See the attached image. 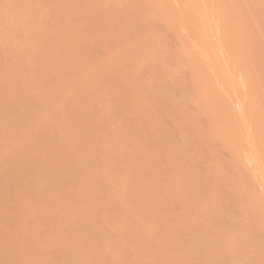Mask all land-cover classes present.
Here are the masks:
<instances>
[{"label":"bare ground","instance_id":"obj_1","mask_svg":"<svg viewBox=\"0 0 264 264\" xmlns=\"http://www.w3.org/2000/svg\"><path fill=\"white\" fill-rule=\"evenodd\" d=\"M116 1L118 2V0H115V2L114 0H0V17L3 19V21L1 19V22H3V24H0V123L1 125L3 123L2 126L0 125V178L2 177L1 179L3 180V178L6 179V177L8 176V181H5V179L2 181L0 179V264H135L138 260L139 261L136 264H222V259L224 258H230V260L226 259L228 263L230 261V264H251V260H254V256H256L257 258L260 256L259 258L262 260V262L257 260L255 261H257L258 264H264V235L263 237L261 235L264 234V232L261 233L260 226L262 224L259 222V219L261 218L260 220H262L263 229L264 196H261V194L263 195V193L261 192H263L264 190V173L261 177L259 175L264 172V168H262V171L258 169L260 168V166L264 167V152H261L264 151V118H262L264 116V113L262 115V112H264V71H262V69L264 70V56H262L264 55V36L262 35V33L264 31L259 32V30L261 29L259 28L261 26L260 24L264 22V19L262 18V16L264 15V0H216L219 4L215 2V0H212L214 2H212L211 0H207V2H204V0H171V2L170 0H156L157 2L155 0H148V2L144 0L145 2H143V0H141V2L143 3H140V6L138 5V7L137 3L139 4V0L137 2L136 0H123L122 2H120V0V3H117ZM149 1L153 4H151ZM153 1H155V3ZM208 2H212L210 4L214 5L212 6L210 4H206ZM170 3L172 6H175L174 3H176L175 9L177 11L171 8ZM179 4L181 6H179ZM201 4L209 8V10L211 8L212 12H209L207 8L206 10L205 7H202L203 5ZM217 4L219 7H217V9L219 10L218 13L216 9ZM213 8H215L214 10H216L215 13L213 11ZM227 10L231 14H229ZM193 11H195L196 14ZM182 12L185 13L182 14ZM185 14H187V16ZM178 15L181 16L179 17ZM207 16H209V19L207 18ZM181 17L183 18V20L181 19ZM186 19L188 20L189 24L188 22L186 23L184 21ZM160 20H162V23L160 22ZM215 20H217V32L219 31L217 35L220 39L218 38V36H216L215 30L213 28L215 27L213 24L215 23ZM157 21L158 24L156 23ZM206 21L212 23L208 24L211 25L212 29L214 30L215 36H213L211 28L204 27L205 25L207 26V24H205L207 23ZM258 22L260 23L258 24ZM177 23L180 25H178ZM176 24L179 30H177ZM191 24H193V27L189 26ZM158 25H160V28L164 26H170L169 30H173L174 34H176L177 32L178 34L176 35H179L180 37L182 36L181 39L184 41L187 47H185L183 41L178 40L180 39L179 36L172 35L173 32L172 34L171 32H167L168 28L167 31L165 27L163 31H161V29L158 30ZM161 25L163 26L161 27ZM180 26L181 28H179ZM222 26H224V28ZM262 26L264 27V25ZM154 27L158 31L157 34L154 30ZM184 27L186 28L184 29ZM263 27L262 29H264ZM110 28L114 29L112 30V33L110 32ZM136 28L139 31H135ZM192 28L193 31L191 30ZM203 28H206V31H204V33L206 32V34L202 32L204 30ZM198 29L203 30L199 31ZM207 29L209 30L207 31ZM133 31L138 33L136 34ZM208 32H210L212 36ZM154 33L156 35H154ZM159 33L166 34H164V36L160 35L163 36L162 38L159 36ZM183 33L184 35H182ZM138 34L140 37L137 36ZM168 34H171L172 37L174 36V40L178 37L177 41H179V43H177L176 41V45L174 46L177 47V45L179 46V44H183L181 47L184 46V48L181 49L185 51L179 52H181L182 54L184 52L183 56L185 55V57H182V55L180 57L181 53L179 54L178 50L177 52L179 56L178 54H176L177 52L175 53L173 50H171L173 49L172 47H174L172 46L174 43L171 45L169 44L170 42L167 43V38H164L165 35ZM203 34L205 36L207 35L210 40L211 38L214 39V37H217L219 42L221 41V45L215 44L216 42L214 40V43L213 39L210 41ZM257 34H261L262 36L259 35L260 37H258L256 41V39L254 38L258 36ZM134 35L137 37H135ZM157 35L160 40L157 38ZM138 37L140 38V40ZM151 37L152 39L157 38L156 40H154L156 44L153 43L154 41H151L152 39L150 40ZM190 37H192V39ZM201 37H203L204 39ZM135 38H138V45L135 42ZM223 38H225L224 42L222 41ZM260 38L263 40H259V42H262L261 44H259L258 42V39ZM161 39L164 43L166 42L167 44H163ZM164 39L166 41H164ZM202 39L209 40V42H204L202 41ZM199 40L204 44L206 43L205 47L202 48V42H200ZM157 41L162 42V46L165 45L164 47L168 49V45L172 46L168 51L161 46L164 49L161 52H164L165 50V52L170 51L169 54L173 53L172 55L174 58H172L174 60H176L175 57H179V62L181 58L184 61H189V65L186 66L185 64V66L187 67L186 69L192 66L191 68H189V72L183 69L184 72L186 71L188 79L186 78V74L183 73L180 75L179 72L181 68H184V65H181L182 63H185L184 61H181V64L175 61L176 64L179 63V65L182 66L181 68L179 67V69L176 65L177 68L173 69V71L177 70V72L179 73L178 75L177 73H173V71H171L173 65L169 66L168 69L171 68L170 70H167L168 66H164V64L166 63V60L170 61V58L164 59L163 56H166L165 53L162 56L158 55L162 54L157 51L162 49L161 47L159 48L155 46L157 48L155 49L154 46H151L153 44L158 45ZM254 41L256 44L254 43ZM150 42H152V44ZM194 42H197L199 44H194ZM207 42L213 43L209 45L207 44ZM227 42H229V45ZM253 43L254 47L256 46L255 49L252 48ZM212 44H214V47L217 46L216 50L214 49V47L212 48ZM257 44H259L260 47ZM98 46L101 47V49L97 48ZM208 46L211 47L207 48ZM218 46H220L221 48ZM229 46H232L230 47L231 51L229 50ZM176 47H174V49H179L178 47ZM257 47L259 49H257ZM95 48L101 51H98ZM199 48H202L201 51L203 50V52L204 50H210L212 48L215 50V54L213 51V54H209L211 53V51L207 53L209 50L203 53ZM232 48H234L235 50H233ZM260 48L263 49V51ZM93 49L100 53L98 54V56H100L101 53H104L101 58L105 56L103 58L105 61H103V59L99 57L96 58L99 60L98 62V60L90 57L92 55L89 54L93 53L91 52L93 51ZM102 49L104 52L102 51ZM193 49L196 50L194 51ZM220 49L221 52H219ZM223 49H225L226 51L222 52L224 51ZM250 49H252L253 51L251 50V52ZM216 51H218V53ZM234 51L237 53H234ZM256 51H260L259 54ZM156 52L159 53L157 54ZM195 53L198 54L196 55ZM219 53L224 55L222 57V60L226 62L225 64L220 58L219 59L221 61L219 63ZM128 54L133 55L135 59L133 56H130L129 58ZM169 54L167 53L168 57H170ZM221 54L219 56H222ZM126 55H128V58L126 57ZM203 55L205 57L207 56V59H209L210 61L207 60ZM212 55H217L214 57V59L218 60L215 61L213 58H211L213 57ZM208 56L210 58H208ZM229 56L232 59L229 58ZM236 56L238 57V59ZM92 58L97 61V63H95L94 60H91V62L90 59ZM203 58H205V61L203 60ZM161 59L162 61L165 60V63L164 61L163 63H161ZM173 59H171L172 64L174 61ZM231 60H235L236 62L232 63ZM133 61H135L136 63H133ZM198 62H200V66L198 65ZM205 62L206 65H202ZM208 62H210V64L214 63L215 66L213 64H211L212 67L209 66ZM216 62L218 63L215 64ZM221 62L223 64H221ZM168 63L171 65L170 62H167L166 64ZM159 64H161V67H158L157 69H159L161 73L156 70V65L159 66ZM223 65H228V67H225ZM238 66H240V68ZM261 66L262 68H260ZM210 67L213 70H211ZM213 67L216 68L214 69ZM219 67L224 73L221 72ZM208 68L210 71L208 70ZM238 68L239 71H246L244 72L245 74L241 75V73L243 74V72H239ZM191 69H193V72L191 71ZM141 70H143L142 74ZM227 70L233 72H231V74H234L236 76V78L235 76L233 77L236 79L238 84L240 83L243 90H240V88L236 86V83L234 81L235 79L230 80L234 81L230 84L228 79H231V76L227 78L230 74H227L228 76H224L227 73ZM144 71L146 72L145 75ZM254 71L255 73L253 75ZM138 72H140V77L138 76ZM147 73L148 77L146 75ZM192 73L195 74L193 75ZM205 73L207 76L210 73L214 76L212 77V75L210 74L211 76L209 75L207 77L205 76ZM246 73H248V75H246ZM175 74L178 77H184L185 75L184 79L182 77V79L185 80L184 83L182 79V82H179L183 83L186 86L189 85V83L185 84V82H187V80L189 82V80L191 81L192 79V86L189 85L191 87L187 86V88L185 89L193 92V95L196 92V97L192 94L190 96V93H188L190 97L187 95V93L183 94L185 89L182 88V90L179 87L180 83H178L177 85L176 81H178L179 78ZM239 74L242 77L248 76L249 79H246L244 77L242 78L238 76ZM141 75H144L146 78L142 77ZM218 75L221 76L219 77ZM173 76H176L178 79L176 80ZM188 76H193V78L190 79ZM206 77L207 80L212 83L209 84L207 80L205 82ZM209 77L211 78L209 79ZM214 77L215 80H213ZM222 77H225V79ZM238 79L242 81L244 79L246 80H244L245 82H242L240 80L238 81ZM202 81L205 82L206 85ZM215 81L216 86H214ZM167 83H171L172 86H177L170 87V84L166 85ZM243 83L246 85H244ZM232 84L238 89L232 87ZM184 85H181V87H184ZM207 85H210V87ZM226 85L228 87L230 85V87H232V90ZM247 86H249L248 88L251 87L252 91H250L251 89L249 90ZM192 87L194 88V91H191ZM217 87H224L227 90L224 88L220 90V88ZM173 88L178 89L174 90ZM209 88L210 91L208 90ZM166 89H171L174 92H177L180 89L181 91H183V93L179 91L182 93H179V95L181 94L180 97L186 95L184 98L178 97L179 99H182V103L176 101V103H180V105L176 104L178 107L176 105L175 107L174 105L168 107L170 106L169 101L171 104H175V102L173 101H175L177 97L176 95H172L174 92L171 90H169V93H173H171V95L168 94V90ZM233 89L236 91H240L239 93H237ZM219 90L224 91V94ZM253 90L255 92L260 90V92L255 93L253 92ZM245 91L248 93H246ZM243 92H245L246 96L245 99H243L242 97V101V99L240 98L241 96H243ZM102 93H104L106 97L108 95L106 93H110L109 95L113 94V98L116 96V99L114 98V100H116V104L113 103L114 100L112 99V97L111 100L107 97L105 99H108L111 101V103H113V105L111 104L112 107H108V103L110 106V102L104 99L105 95L102 96ZM226 93L227 95H225ZM260 93L262 94V96L260 95ZM255 94L256 97H254ZM223 95L224 97H221ZM247 95L250 96V98ZM99 96L102 97V100L104 99L107 102L106 103L103 101L101 103L102 107L100 104L101 109L103 108V103L106 105L103 108L104 110H106L105 112L103 109H98L100 107L96 106V104L99 106L98 103L102 101ZM171 96L173 97V99ZM186 97L187 99L189 98L190 101H188ZM191 97L196 98L197 100L199 98L198 101L202 103L200 107L203 109L206 106V108H204L203 110L208 115L205 116V114H201L204 112H202V109H200L199 107L197 110L200 109L201 113H199L196 108L195 111H197L199 115H203L206 118L205 120L211 118V120H208L211 124L206 122L208 123V127L206 128L205 133H201L200 135L199 133L202 131V129L205 128H202L204 126L203 124V126L200 128V124L198 122L199 119L196 120L197 118H199V115L195 114L196 112H194L193 116L195 117V119L193 120L192 118L194 117H191L189 113L190 111H188L189 109H185V103L194 100L193 98L191 99ZM251 97L254 101L251 100ZM183 99L185 100V102L183 101ZM238 101H240L241 103L243 102L240 107V102L238 104ZM197 102L195 103L194 101L191 103H195V107V105L199 104V102ZM230 102H232L233 104ZM253 102L255 104L258 103L255 109ZM191 103H189L188 105H190ZM228 103L229 105H227ZM181 104L184 105L181 106ZM222 105H224V109L222 107H218ZM226 105L227 107H225ZM260 106L263 109L259 108ZM106 107H108V109ZM172 107H177V109L175 110H177L176 114H178V116H176L178 118L180 116V119L176 118V116L174 117L176 111L173 110L174 108ZM182 107L184 108L182 109ZM93 108L97 109V112H100V114H98L96 110L93 112ZM178 108L181 110H179ZM241 109H243L244 111H242ZM168 110H170L171 113L173 111L175 112L169 114ZM240 110L243 113L241 115H244L243 117L241 115L238 116L239 113H241ZM185 111H187V114ZM257 111H259V115H257ZM10 112L14 114L12 115ZM32 112H34L36 116L37 112L38 114L40 113L41 119L37 118V120H35V116H33L34 118H32ZM92 112L93 114L91 115ZM95 112L97 114H94ZM236 113H238V115ZM4 114L6 115L5 118L3 117L5 116ZM168 114L170 115V117L173 115L174 118L168 117ZM93 115H96V121L94 120L93 122L92 120L89 125L88 121H90L89 119H93L90 117ZM252 115L257 118L255 119ZM114 116H116V119H114L117 120L118 124L116 123L117 126L114 127L115 123H112L111 127H109V123L111 124V122H113L112 117ZM163 116H165L164 119L169 118L168 120L170 122L167 119L166 120L168 121V123L166 120L161 119V117ZM258 116L260 118H258ZM108 117H111L112 119H109ZM236 117H238V119ZM172 118L176 121H174ZM242 118H244V121H242ZM108 120H110V122ZM161 120L164 121L162 122ZM28 121H32L30 127H27ZM106 121L107 123H105ZM195 121L198 122L197 128L200 129L195 130ZM222 121H224V123ZM227 121H230V123L228 124ZM234 121H236V123ZM55 122L57 124L59 123V126H56ZM96 122L100 127L95 128L94 125L92 126V123L94 124ZM165 122L168 125L173 124V126L174 122L176 123V131H174L175 134H177V131L183 132V134L180 133L182 135H179L180 137L182 136L180 138V142L183 145L187 146L189 144L191 145L192 149L193 147H195V145H198L196 148H194L198 151H195L194 149L193 150L194 152H197V154L199 153V156H197V154H194L193 150L190 149L189 146H187L189 148L186 147L187 149L192 150V153L190 152V150H187L186 154L187 156H189V159H192L190 158L192 154H194L195 157L197 156V158H195L197 159L195 162L197 165L189 159L187 160V156L185 153V156H183L186 160L182 159L183 157L181 152H183V149L186 148H184L181 143H179L180 146H178L177 143L179 141L177 140V138H174L177 136L175 134L173 136V132H170L173 131L172 129L174 127L169 128L171 129L169 131L168 129H166L168 128L166 127L167 125H162L163 123L165 124ZM104 123L109 126H103V128L105 129L101 130ZM225 123H227L226 125H228L230 129L228 126L224 125ZM256 123H258L259 125ZM52 125H54V127L56 126L55 128H58L57 130L60 129L62 131L59 134L62 137L64 136L63 138H60V135L58 134L57 136L59 137V139H57L58 137H55L56 133L53 135V132L56 131V129L53 131L50 130V133L48 134L47 132L49 131H43L45 132L44 135L46 136L41 134L43 132H39L40 134L37 132V130L39 131V129L42 131V128L43 130H49L51 127H53ZM236 125L238 129L236 128ZM244 125L247 126L244 127ZM248 125L250 129H248ZM257 126L259 127L256 129ZM30 128H33V130L35 131L31 130V132L30 130H28ZM245 128L248 129V134L246 133L247 135L245 134ZM258 129L259 131H262L257 132ZM198 130L201 131L196 133V131ZM250 130L251 132H249ZM256 132L258 134H256ZM34 133H36V135L39 134L42 136L38 135V137H36ZM147 133H150V139L148 138L149 142L144 138V136L148 137L146 135ZM249 134L251 135L252 140L255 139L254 141H248L249 139H251ZM196 135H198V139L195 138ZM252 135L254 137H252ZM256 135H258V138ZM151 137H153V139ZM171 138L173 139V141L177 140V142L173 143ZM239 138L241 139V141H239ZM190 139H194L195 144L194 142H192L193 140L190 141ZM257 142L259 145H257ZM173 144L177 145L178 148L182 145V149L180 148L182 151L179 149L180 152H178L176 146ZM220 144L224 145H221L222 147L226 146L222 149H228L230 151H227L229 152V154H232L231 151H235L231 156H229L231 157L230 159L232 161H229L232 163H230L231 166L229 164L226 165L227 169L228 166H230L229 169L232 167L229 173H224V171L228 172L226 166L222 164L224 160L221 163L218 162L220 161V157L217 156L220 155L215 154V156L217 155L216 157L212 156L215 153L214 150H216V147ZM261 144L262 146L260 147ZM252 145H254L255 147H253ZM221 146L219 149L217 147V149L219 150L218 152L221 151ZM242 146H244V148ZM246 146H248V148ZM238 147H241L240 149L243 150H240ZM174 148H176L175 150L177 152H175ZM250 148L252 150L256 149L257 154L253 155V153L256 151H252ZM156 150L158 151L160 157L163 155H160L161 151L162 153H164V155L162 156L163 158L165 156L164 160L161 159L162 157L158 160ZM244 150L247 152H245ZM188 151L190 152L189 155ZM73 152L75 155H77V157L72 159V157H74ZM240 152H244L243 155ZM175 153L181 154L177 156V154L175 155ZM194 156L191 157L194 158ZM201 156H204L205 159L210 158V160L212 157V161L210 162H213L214 166H212V163L211 165L209 164L210 166H212L211 169L213 167L214 169H216V167L218 166L221 167L222 164L220 171H215L213 169L216 172L214 173L217 175L215 178V174H213L212 172V175L214 177L212 176L211 179L215 178L212 181L205 179L206 176H210L209 173V175L206 173L207 170L204 169V171L202 169L207 174L205 177L201 176L203 174L202 172V174H199L201 167L198 166L199 162L197 163V161L201 159L198 158H203L200 161L201 163L207 161L204 159V157ZM259 156V159H261L259 162H261V164L263 165H261L259 162L257 164L256 162ZM179 157H181V161ZM214 157L218 158V160L216 161ZM183 160L186 162H190L186 163L183 162ZM242 161H244L245 165ZM254 161L256 164L253 163ZM205 162L202 163V165L200 163V165L205 167V165H207ZM214 162H216V164L218 162L219 165H216ZM250 164L252 166H250ZM259 164L260 166H257ZM195 165L200 169L196 168ZM100 166L103 169H99ZM245 166L249 169H247ZM166 167L169 170H164ZM194 167L196 170L198 169V171H196L198 174L194 172ZM221 170H223V172H221ZM243 170L246 173H249V175H253L255 172L257 173L254 174L255 179L258 176L256 180L254 179V181H256V183L258 184L257 187H259L260 190H258L261 191V194L258 192L259 194L256 195L255 193L257 192H254V190L253 194L250 184L252 180L249 183L250 185L246 184V187L243 186L246 183V181L245 183L241 182L242 179L246 180V177H242V175H246V173L243 174ZM145 171H151L150 173H153L154 177L152 176V174ZM163 171H170L169 173L167 172L169 176L166 173H163ZM144 173H147L148 177L147 175H143ZM162 173L167 175L169 179L164 175L162 176ZM195 173L197 174V177L195 176ZM4 174L8 175H6L5 177ZM19 174L21 175L20 177L17 176ZM22 174H24V176ZM149 174L151 175V179L152 177L153 179H155L156 176V179H158L159 177L164 178H160L162 180H158L159 182L155 179V182H158L161 187H157L158 183L156 185V183L152 181L153 179H149ZM71 176H76V186L74 183L75 181H71L73 180L70 179ZM14 178H16V180H14ZM25 178L27 179L26 182ZM17 179H20L21 181ZM145 179H149L151 182H149V184L148 182H146V184ZM22 180L24 182H22ZM68 180L70 181V184L72 183L71 186H67L69 183ZM104 180L106 181V183L109 182L111 184L110 185L109 183H107V186H110V189L107 190L108 193L105 190L106 188H103L104 186H106L103 185L106 184ZM207 180L210 182L214 181V183H210ZM4 181L6 182V186H4ZM18 181L20 182V184L22 182V184L20 185ZM165 182L168 184H166ZM14 183H18L19 185L17 184L15 186ZM163 183L165 184V186L162 185ZM8 185H10L9 188L7 187ZM115 186L118 188V190H116L117 188ZM111 187L115 188H112L111 190ZM242 187H244V189ZM249 187H251V191L249 190ZM10 188L12 190L9 191ZM241 188L245 192H242ZM109 190L111 192H113L114 190V192L111 193ZM4 191L7 194H3ZM11 191L12 193H10ZM229 191L232 196L228 193V197H232L230 199L234 201L233 203H236V201L238 200L237 204H233L235 205L234 208H239V206L236 207V205H239L238 202H240L242 204L240 206L241 209L246 212L248 210L247 214H249L245 217L248 219L244 220H247L249 222L246 221V223L243 221L244 224L242 222L241 224H239L240 222L238 221V229L235 226L237 224L231 225V222L235 223L234 220L236 221V219L238 220L239 218L238 216H236V214H234L237 217L234 219V216L232 217L233 214L229 213L228 211V207L230 206L227 207V204L229 205L230 203H232L230 202L231 200L226 196V193ZM8 192L10 194H8ZM7 195H11L10 197L13 196L12 199ZM225 196L229 199V201L228 199L224 198ZM233 196H237L238 199L235 201ZM5 199L7 200L5 201ZM8 199H11L12 203L8 202ZM31 200H34V202L38 203L39 205H34L36 203L32 202ZM28 201L30 202V204L28 205L31 206H28L29 208H27L26 206ZM31 202L32 205H34L33 207L31 205ZM120 202L121 206L119 207ZM5 203L7 205L10 203V205L12 204V206L9 205L6 206L8 207L6 208ZM178 204H181V209L184 212H181V209L177 208L179 206ZM1 205L2 207H4V210L1 209ZM196 205L199 206L200 211L198 210V207L197 209H195ZM116 206H118L119 208ZM193 206H195L194 209L197 210V212L195 210L191 211L193 209ZM232 206L230 207V212L233 211ZM244 206L246 207L245 209L243 208ZM37 207L41 208L40 217L34 219L33 217L39 214V210ZM115 207L117 208V210ZM172 207L177 208V215L175 214L176 211ZM98 208L102 210V218L100 217V213H98L100 212ZM225 208H227V211H225ZM28 209L30 211V213L28 211L29 215L26 213ZM34 209L35 212L38 211L36 212L37 214L35 212L34 214H32ZM178 211L179 214L180 212L183 213V217L181 215L179 216L180 218L178 217ZM237 211L238 210H236V213L238 215L239 211ZM21 212L24 214L26 213L27 215V218L26 215L24 216V224L21 222L23 221L21 220L22 217H20ZM194 212L196 214H199L200 212L203 219L200 217V215L194 214ZM233 212L235 213V211ZM187 213L190 214H188V217H190L191 214L195 216V218L191 217V219L193 220H197L199 216V220L201 219V222H197L199 220H190V218H187ZM184 214H186V216ZM214 216L215 218H213ZM230 216L232 219L230 218ZM24 217L22 219H24ZM29 218L32 220H29ZM254 218L258 219L256 220ZM97 219H99L100 222ZM102 219H104V221H106V223H108L109 225H106ZM211 220L212 222L213 220L216 221H214L215 223L213 224ZM250 220H252L254 223L252 222V224ZM97 221L100 224L103 221L101 227L105 224V226L110 227V231L108 229L102 230V228H100L99 226L100 224ZM161 221H163V223ZM256 221L258 223H256ZM26 223L28 224V228L24 229L26 227ZM159 223L161 225L165 223L167 224V226L164 224L166 227L162 228L163 225L160 227ZM255 223L256 227L259 225L258 229H255ZM242 224L243 226H241ZM21 225L25 226L21 227ZM98 226L100 229L98 228ZM42 228L44 231L47 229L45 231L47 232V235L45 234L47 237L41 232L43 231L40 230ZM39 230L42 233V237L44 236L45 238L41 243L39 242V240L42 237L39 233ZM257 230L260 233L257 232ZM217 231H219L218 235L222 238L221 240L220 237L215 234ZM254 231L255 234H253ZM37 232L39 233L41 238L36 236ZM188 232L190 234L192 232L191 235H194L191 236ZM187 233L189 235L185 236L187 235ZM257 233L258 236L260 234L261 238H258ZM214 235H216L217 238ZM253 236L255 238L257 237L255 239L256 241L254 240ZM36 237L39 238L38 243H36ZM262 238V241L259 240ZM252 239L256 242V244H254L255 242ZM259 241L262 242V245L259 243V245L257 244V242ZM39 244L41 245L40 248H38ZM35 245L36 247L38 246L37 248L40 249L39 251L35 250ZM24 246H26V248ZM104 246L109 247V249L105 251L106 249L104 250V248L106 247ZM102 250H104L105 252ZM108 250H110V252ZM254 250L256 252V255ZM73 253L74 255L72 257L71 254ZM225 253H228L229 257H225L224 255H227ZM252 255L254 256L252 257ZM64 256H66V259L63 258ZM131 256H136L137 259L138 257L140 259L135 261V258H132ZM249 256L250 259L252 258L251 260H249ZM198 257L200 261L202 260L201 262L198 261ZM203 257L205 259H200ZM71 258H73V260ZM239 258L241 260H239ZM70 259L72 262L69 261ZM133 259L134 262L129 263V261H133ZM66 260L68 262H66ZM140 261L141 263H139Z\"/></svg>","mask_w":264,"mask_h":264},{"label":"rangeland","instance_id":"obj_2","mask_svg":"<svg viewBox=\"0 0 264 264\" xmlns=\"http://www.w3.org/2000/svg\"><path fill=\"white\" fill-rule=\"evenodd\" d=\"M119 1H120V0H118V2H119ZM122 1H123V0H121L120 2H122ZM137 1H138V0H136V2H137ZM146 1L148 2V0H146ZM155 1H156V0H155ZM155 1H153V2L155 3ZM205 1L207 2V0H204V2H205ZM209 1H210V0H209ZM211 1H212V0H211ZM114 2H115V0H114ZM116 2H117V1H116ZM118 2H117V3H118ZM120 2H119V3H120ZM143 2H145V1L143 0ZM143 2H141V0H139V4L137 3V7H138V5L140 6V3H143ZM149 2H150V1H149ZM156 2H157V1H156ZM170 2H171V0H170ZM175 2H176V1H175ZM212 2H214V1H212ZM212 2H210V3H212ZM215 2H217V1L215 0ZM150 3L153 4L152 2H150ZM172 3H173V1H172ZM177 3H178V2H177ZM202 3H203V2H202ZM210 3L208 2V3H206V4H210ZM217 3H218V2H217ZM174 4H175V6H176V3H174ZM203 4H204V3H203ZM203 4H201V5H203ZM215 4H216V3H215ZM218 4H219V3H218ZM218 4H217V6H216V9H217V7H218ZM210 5H212V4H210ZM213 5H214V4H213ZM213 5H212V6H213ZM170 6H171V8H172L173 10H176V9H175V6L173 5V6H174V7H173V6L171 5V3H170ZM179 6H181V5L179 4ZM199 6H200V5H199ZM208 6H209V5H208ZM202 7H205V9L207 8L205 5H203ZM171 8H170V9H171ZM218 8H219V7H218ZM177 9H178V8H177ZM181 9H182V8H181ZM183 9H184V8H183ZM198 9H199V8H198ZM207 9L209 10V8H207ZM207 9H206V10H207ZM214 9H215V8H213V11H214V13H215L216 10H214ZM179 10H180V9H179ZM184 10H186V9H184ZM184 10H183V11H184ZM171 11H172V10H171ZM176 11H177V10H176ZM186 11H187V10H186ZM186 11H185V12H186ZM218 11H219V10L217 9V13H218ZM172 12H173V11H172ZM178 12H179V11H178ZM185 12H182V14L185 13ZM190 12H192V11H190ZM193 12L196 14L195 11H193ZM209 12H212V11H211V8H210ZM227 12H228L229 14H231L228 10H227ZM186 13H188V12H186ZM194 13H193V14H194ZM175 14H176V13H175ZM175 14H174V15H175ZM177 14H179V13H177ZM188 14H189V13H188ZM208 14H209V13H208ZM220 14H221V13H220ZM229 14H227V15H229ZM185 15L187 16V14H185ZM185 15H184V16H185ZM214 15H215V14H214ZM216 15H217V14H216ZM223 15H224V14H223ZM178 16H179V15H178ZM180 16H181V15H180ZM180 16H179V17H180ZM209 16H210V15H209ZM209 16H207V18H208ZM211 16H213V15H211ZM217 16H218V15H217ZM217 16H216V17H217ZM263 16H264V15H263ZM263 16H262V18L264 19ZM184 18H185V17H184ZM229 18H230V16H229ZM1 19H2V18L0 17V22H1ZM181 19L183 20L182 17H181ZM208 19H209V18H208ZM208 19H207V20H208ZM210 19H211V18H210ZM214 19H215V18H214ZM218 19H219V18H218ZM218 19H217V20H218ZM220 19H222V18H220ZM217 20H215V21H214L215 23H213L214 26H215V27H213V28H214V30H215L216 36H218L217 33H219V31L217 32V30H218V29H217V25H216V21H217ZM229 20H230V19H229ZM2 21H3V19H2ZM161 21H162V20H160V22H161ZM184 21H185L186 23L188 22L187 19L184 20ZM184 21H183V22H184ZM212 21H213V20H212ZM227 21H228V20H227ZM259 21H260V20H259ZM262 21H263V20H262ZM262 21H261V22H262ZM180 22H181V21H180ZM206 22H207V21H206ZM156 23L158 24V21H157ZM161 23H162V22H161ZM161 23H160V24H161ZM163 23H164V22H163ZM208 23H209V24H212V23H210V22L208 21L207 23H205V24H207V26L205 25L204 27H206V28H211V31L213 32L212 34H213V36H215L214 30L212 29L211 25H209ZM222 23H223V22H222ZM259 23H260V22H258V24H259ZM0 24H3V22H1ZM165 24H166V21H165ZM165 24H163V25H165ZM177 24H178V23H177ZM177 24H176V28H177ZM188 24H189V22H188ZM218 24H219V23H218ZM220 24H221V23H220ZM223 24H224V23H223ZM155 25H156V24H155ZM163 25H161V27H162ZM178 25H180V24H178ZM183 25H184V24H183ZM208 25H209V26H208ZM221 25H222V24H221ZM260 25H261V26L264 25V22H262ZM260 25H259V26H260ZM158 26H159V27H158V30L161 29V31H163V29H164V27H165L166 31H167V28H168V31H167V32H171V34H172V32H173V30H172V31L169 30V27H170V26H168V27H167V26H164V27H162V28H160V25H158ZM189 26L193 27V24H191V25H189ZM189 26H188V27H189ZM212 26H213V25H212ZM224 26H225V25H224ZM224 26H222V27L224 28ZM261 26H260L259 28L262 29L263 26H262V27H261ZM191 27H190V28H191ZM156 28H157V27H156ZM179 28H181V26H180ZM185 28H186V27H184V29H185ZM200 28H201V27H200ZM206 28H205V29H206ZM220 28H221V27H220ZM263 28H264V27H263ZM170 29H171V28H170ZM184 29H182V30H184ZM203 29H204V28H203ZM203 29H200V30H203ZM205 29L202 31L203 33H204V31H206ZM261 29L259 30V32H260V31H264V29H262V30H261ZM112 30H114V29L110 28V32H111V33H112ZM137 30H138V29L136 28L135 31H137ZM154 30L156 31V34H157L158 31H157V29H155V27H154ZM177 30H179V29L177 28ZM191 30L193 31V28H192ZM198 30H199V29H198ZM200 30H199V31H200ZM208 30H209V29H207V31H208ZM220 30H221V29H220ZM138 31H139V30H138ZM155 31H154V32H155ZM185 31H186V30H185ZM187 31H188V28H187ZM221 31H222V30H221ZM224 31H225V30H224ZM133 32H134V31H133ZM159 32H160V31H159ZM164 32H165V30H164ZM167 32H166V33H167ZM178 32H179V31H178ZM189 32H190V31H189ZM194 32H195V31H194ZM134 33L137 34L138 32H134ZM160 33H161V32H160ZM160 33H159V36H160V35H163V36H164V34H166V33H163V34H160ZM180 33H181V32H180ZM200 33H201V32H200ZM208 33H210V32H208ZM208 33H207V34H208ZM223 33H224V32H223ZM261 33H262V32H261ZM263 33H264V32H263ZM263 33H262V35L264 36ZM136 34H135V35H136ZM156 34L154 33V35H156ZM171 34L165 35L164 38H167V40H168L167 43L170 42L169 44H171V45L174 43V44L172 45V46H174V45H176L175 42L177 41V38H178V37L175 38V40H174V36L172 37ZM176 34H178V33L176 32ZM176 34H174V32H173L172 35H176ZM193 34H194V33H193ZM204 34H206V32H205ZM204 34H203V35H204ZM210 34H211V33H210ZM212 34H211V36H212ZM220 34H221V32H220ZM0 35H1V34H0ZM135 35H134V36H135ZM182 35H184V33H183ZM185 35H186V34H185ZM257 35H258V36L254 38V39H256V41H257V38L260 37L259 35H261V34H257ZM262 35H261V36H262ZM134 36H133V37H134ZM137 36H139V34H138ZM137 36H135V37H137ZM163 36H160V37L163 38ZM176 36H179V35H176ZM176 36H175V37H176ZM190 36H191V35H190ZM195 36H196V34H195ZM204 36H205V35H204ZM204 36H203V37H204ZM220 36H221V35H220ZM139 37H140V36H139ZM139 37H138V38H139ZM153 37H155V36H153ZM168 37H169V38H168ZM171 37H172V38H171ZM179 37H180V36H179ZM203 37H201V38H203ZM205 37L208 38L207 35H206ZM138 38H137V39H138ZM157 38H158V35H157ZM157 38H155V39L153 38V39H152V37H151L150 40L152 39L151 41H154V40H156ZM181 38H182V36H181L180 39H178V40L183 41ZM187 38H189V37H187ZM190 38L192 39V37H190ZM207 38H206V39H207ZM216 38H217V37H216ZM216 38H215V37H214V39L211 38V40L213 39V42H214V40H215V42H216V43L214 42L215 44H219V45H221V44H220L221 41L219 42V40H218L219 36H218V38H217L218 43H217V41H216ZM137 39L135 38V42H136V44L139 43V41L137 42ZM158 39L160 40V38H158ZM194 39H195V37H194ZM196 39H198V38H196ZM203 39H204V38H203ZM203 39H202V41H204V42H205V41H208V42H209V40H210V38H208L209 40H203ZM219 39H220V38H219ZM224 39H225V38H223V40H222L223 42H224ZM226 39H227V37H226ZM139 40H140V38H139ZM161 40H162V39H161ZM211 40H210V41H211ZM259 40H262V39H261V38L258 39V42H259ZM133 41H134V39H133ZM164 41H166V40L164 39ZM190 41H191V40H190ZM190 41H189V42H190ZM192 41H193V40H192ZM196 41H198V40H196ZM199 41H200V40H199ZM202 41H200V42H202ZM262 41H263V40H262ZM157 42H158V41H157ZM162 42H163V40H162ZM162 42L159 41V42L157 43V44L160 45V46H158V45H154V44L151 45V46H154V47L157 46V47L160 48V47L162 46V44H161ZM208 42H207V44H209V45H210L211 43H213V42H210V43H208ZM150 43L152 44V42H150ZM153 43H155V41H154ZM167 43H166V42H165V43L163 42V44H167ZM177 43H179V41H177ZM183 43H184V41H183ZM192 43H193V42H192ZM196 43H197V42H196ZM196 43L194 42V44H196ZM227 43H228V45H229V42H227ZM254 43H255V41H254ZM254 43H253V47H252V46H251V47L255 49L256 46L254 47ZM261 43H262V42H259V44H261ZM155 44H156V43H155ZM181 44H182V43H181ZM194 44H193V45H194ZM197 44H199V43H197ZM201 44H202V48L205 47V45H206V43L204 44L203 42H202ZM201 44H200V46H201ZM255 44H256V43H255ZM259 44H257V45L259 46ZM137 45H138V44H137ZM182 45H183V44H182ZM182 45L179 44L180 47L177 45V47H178L180 50H179V49H174V47H176V46H174V47H172V46H170V45H168V46H169V49H171V47H172L173 49H171V50H173V51L176 53L177 50H178V52H179V51H181V52H182V51H185V50H182V49H181V48H184V46L181 47ZM184 45H185V43H184ZM190 45H191V43H190ZM203 45H204V46H203ZM263 45H264V44H263ZM164 46H165V45H164ZM164 46H162V47L165 48V49H167V51H168L169 49L166 48V47H164ZM166 46H167V45H166ZM168 46H167V47H168ZM196 46H197V45H196ZM200 46H199V47H200ZM211 46H212V48H213V47H214V44H212ZM211 46H208L207 48H210ZM215 46H216V45H215ZM154 47H153V48H154ZM162 47H161V48H162ZM177 47H176V48H177ZM185 47H187V46L185 45ZM216 47H217V46H216ZM216 47H214L215 50H216ZM218 47H220V46H218ZM226 47H227V46H226ZM230 47H232V46H229V50H230ZM259 47H260V46H259ZM261 47H262V45H261ZM97 48L101 49V47H99V46H98ZM97 48H95V49L98 50ZM163 48L160 49V50H157V51H159L160 53H162V54H158L159 52H158V53L156 52L159 56H162L164 53H165L166 56H167V53H168V54L170 53V51H169V52H165L166 50H165L164 52H161V51L164 50ZM189 48H192V47H189ZM196 48H197V47H196ZM202 48H199L200 51H201ZM212 48H211V49H212ZM220 48H221V47H220ZM95 49H93V51H91V52H93V53H92V54H89V55H92V56H90V57H93L95 60H98V59H96V58H99V57L101 58V56H102L104 53H103V54L101 53V55L98 56V54H100L98 51H101V50L96 51ZM155 49H157V48L155 47ZM204 49H206V48H204ZM211 49H210V50L208 49L209 51H208V50H204V52H205V51H208L207 53H209V52L211 51V53H209V54H213V52H214L215 50H214V49L211 50ZM232 49L235 50L234 48H232ZM257 49H259V48L257 47ZM260 49H261V48H260ZM94 50H95L96 52H95ZM193 50H194V49H193ZM195 50H196V49H195ZM195 50H194V51H195ZM217 50H218V48H217ZM223 50H224V51H222V52H225V51H226L225 49H223ZM238 50H239V49H238ZM241 50H242V49H241ZM251 50H252V49H250V51H251ZM261 50L263 51V49H261ZM102 51H103V49H102ZM123 51H124V50H123ZM173 51H171V52H173ZM212 51H213V52H212ZM230 51H231V50H230ZM252 51H253V50H252ZM252 51H251V52H252ZM262 51H261V54H262ZM103 52H104V51H103ZM178 52H177L176 54H178ZM181 52H179V54H180ZM201 52H203V50H202ZM204 52H203V53H204ZM216 52L218 53V51H216ZM219 52H221V49L219 50ZM227 52H228V49H227ZM238 52H239V51H238ZM256 52H258V51H256ZM256 52H254V53H256ZM259 52H260V51H259ZM259 52H258V54H259ZM96 53H97V54H96ZM122 53H123V52H122ZM125 53H126V52H125ZM232 53H233V52H232ZM232 53H231V56H232ZM234 53H237V52L234 51ZM234 53H233V54H234ZM94 54H95V55H94ZM172 54H173V53H172ZM172 54H169L170 57H168V56H167V57H166V56H163L164 59H165V58H168V59L170 58V61H169V60H168V61L166 60V63H167V62H170L171 65H170L169 63H168L169 65L166 64V63H165V60H163L164 63L166 64V65L164 64V66H168V67H167V70H170L171 68H170V69H168V68H169V66H172V65H173V66H172L171 71H173V69H176L177 67H178V68H179V67L181 68V67H182L181 65H184V68H181L182 71L179 70L180 68L178 69L179 72H180V75L183 74V73L186 74V71L184 72L183 69H184V70H187V72H189V68L192 67V66H191V67H189L188 69H186V68H187L186 66L189 65V61H188V62H187V60L184 61V60H182V58H181V59H180V62H181V61H184V62H185L184 64L181 62V63H182V64H181V63L179 62V57H178V58L175 57L176 60H174V59H173L174 57H173ZM179 54H178V56H179ZM183 54H184V52H183ZM183 54L181 53V54H180V57H181V55H182V57H185V55L183 56ZM195 54H196V53H195ZM197 54H198V53H197ZM197 54H196V55H197ZM214 54H215V52H214ZM220 54H221V53H219V55H220ZM227 54H228V53H227ZM227 54H226V55H227ZM263 54H264V53H263ZM128 55H129V54H128ZM128 55H126V57H127ZM174 55H175V54H174ZM196 55H195V56H196ZM219 55H218V59L220 58V59L222 60V57H223L224 55H223V54H221L222 56H219ZM228 55H229V54H228ZM236 55H237V54H236ZM130 56H133V55H129V58H130ZM175 56H176V55H175ZM200 56H201V55H200ZM203 56H204V55H203ZM210 56H211V55H210ZM212 56H213V57H211V58L214 59V57L217 56V55H212ZM239 56H240V54H239ZM262 56H264V55H262ZM104 57H105V56H104ZM104 57H103V58H104ZM133 57H134V56H133ZM172 57H173V58H172ZM196 57H197V56H196ZM204 57H205V56H204ZM225 57H226V56H225ZM236 57H237V56H236ZM93 58L90 59V61H91V60H94ZM103 58H101V59H103ZM127 58H128V57H127ZM131 58H132V57H131ZM161 58H162V57H161ZM205 58L207 59V56H206ZM205 58H203V60H204ZM208 58H210V57L208 56ZM216 58H217V57H216ZM227 58H228V56H227ZM229 58H231V57L229 56ZM134 59H135V57H134ZM134 59H131V60H134ZM171 59L174 60V61H173V64H172V62H171ZM183 59H184V58H183ZM218 59H217V60H218ZM220 59H219V63H220V61H221ZM224 59H225V58H224ZM231 59H232V58H231ZM237 59H238V57H237ZM95 60H94V61H95ZM128 60H129V59H128ZM159 60H160V58H159ZM207 60H209V59H207ZM211 60H212V59H211ZM214 60L217 61L216 59H214ZM228 60H229V59H228ZM103 61H105V60L103 59ZM161 61H162V59H161ZM163 61H162L161 63H163ZM175 61H176V62H179L181 65H179V63L176 64ZM204 61H205V60H204ZM209 61H210V60H209ZM222 61H223V60H222ZM231 61H232V60H231ZM240 61H241V60H240ZM91 62H92V61H91ZM98 62H99V60H98ZM100 62H101V61H100ZM131 62H132V61H131ZM134 62H135V61H133V63H134ZM136 62H137V59H136ZM136 62H135V63H136ZM158 62H159V61H158ZM212 62H213V61H212ZM228 62H230V61H228ZM228 62H227V64H228ZM233 62H236V61L234 60V61H232V63H233ZM238 62H239V61H238ZM238 62H237V63H238ZM93 63H94V62H93ZM95 63H97V61H95ZM95 63H94V64H95ZM199 63H200V62H198V65H199ZM208 63H209V66H211V64L214 65V63H211V64H210V62H208ZM217 63H218V62H216L215 64H217ZM223 63L225 64L226 62L223 61ZM223 63L221 62V64H223ZM156 64H158V63H156ZM174 64H175V65H174ZM185 64H186V66H185ZM230 64H231V63H230ZM238 64H239V63H238ZM240 64H242V63H240ZM176 65H177V67H176ZM178 65H179V66H178ZM202 65H206V62H205L204 64H202ZM231 65H232V64H231ZM233 65H234V64H233ZM156 66H157V67H156V70L159 71V69H157V68H158V67H161V64H159V66H158V65H156ZM199 66H200V65H199ZM207 66H208V65H207ZM209 66H208V67H209ZM214 66H215V65H214ZM219 66H220V65H219ZM223 66H225V65H223ZM236 66H237V64H236ZM162 67H163V66H162ZM204 67H205V66H204ZM211 67H212V66H211ZM211 67H210V68H211ZM225 67H228V65H226ZM225 67H224V68H225ZM238 67L240 68V66H238ZM197 68H198V66H197ZM206 68H207V67H206ZM213 68L215 69L216 67H213ZM217 68H218V67H217ZM221 68H222V67H221ZM230 68H231V67H230ZM230 68H229V69H230ZM234 68H235V66H234ZM239 68H238V71H239ZM260 68H262V66H261ZM263 68H264V67H263ZM160 69H161V68H160ZM162 69H163V68H162ZM219 69H220V67H219ZM219 69H218V70H219ZM225 69H226V68H225ZM164 70H165V69H164ZM192 70H193V69H191V71H192ZM198 70H200V69H198ZM204 70H205V69H204ZM204 70H203V71H204ZM206 70H207V69H206ZM208 70H209V68H208ZM211 70H213V69L211 68ZM220 70H221L222 73H224V72L222 71V69H220ZM223 70H224V69H223ZM138 71H140V70H138ZM141 71H142V72H141V74H142V73H143V70H141ZM145 71H146V70H145ZM145 71H144V75H145V73L147 72V71H146V72H145ZM161 71H163V70H161ZM209 71H210V70H209ZM209 71H208V72H209ZM235 71H236V69H235ZM235 71H234V73H235ZM238 71H237V72H238ZM240 71L243 72L242 70H240ZM240 71H239V72H240ZM259 71H261V70H259ZM262 71H264V70L262 69ZM156 72H157V71H156ZM159 72H160V71H159ZM192 72H193V71H192ZM211 72H212V71H211ZM217 72H218V71H217ZM217 72H216V73H217ZM219 72H220V71H219ZM226 72H227V73H226ZM226 72H225V73H226L225 75H224V74H222V75L226 76L227 74H228V75L230 74L229 76L227 75V76H228L227 78H229V77L231 76V79H228L229 82H230V84H231V82H234V81H235L236 86L239 87L240 90H241V89H242V86L240 85V83L238 84V82L236 81V79H235L236 76H235L234 74H233V75L231 74L232 71L230 72V71L227 70ZM229 72H230V73H229ZM244 72H246V71H244ZM244 72H243V74L241 73V75H244V74H245ZM138 73H139V74H138V76H139V75H140V72H138ZM160 73H161V72H160ZM171 73H172V72H171ZM173 73H177V75L179 74V73L177 72V70H176V71H173ZM190 73H191V72H190ZM232 73H233V72H232ZM254 73H255V71L253 72V75H254ZM257 73H258V71H257ZM263 73H264V72H263ZM188 74H189V73H188ZM192 74L194 75L195 73H192ZM192 74H191V75H192ZM210 74H211V73H210ZM210 74H209V75H210ZM213 74H214V73H213ZM261 74H262V73H261ZM144 75H143V76L141 75V76H142V77H145ZM146 75H147V77H148V73H147ZM175 75H176V74H175ZM177 75H176V76H177ZM180 75H179V76H180ZM191 75H190V76H191ZM209 75H208V76H209ZM211 75H212V74H211ZM211 75H210V76H211ZM216 75H217V74H216ZM246 75H248V73H246ZM251 75H252V74H251ZM256 75H257V74H256ZM259 75H260V74H259ZM263 75H264V74H263ZM176 76H175V77L173 76V77H174L176 80L179 78L178 81H176V82H177V85H178V83L182 82L181 79H182L183 76H182V77H181V76H180V77L177 76L178 78H177ZM190 76H188L190 79L193 78V76H192V77H190ZM205 76H207L206 73H205ZM208 76H207V77H208ZM213 76H214V75H212V77H213ZM218 76H219V75H218ZM220 76H221V75H220ZM220 76H219V77H220ZM233 76H235V78H234ZM238 76H240V74H239ZM257 76H258V75H257ZM260 76H261V75H260ZM139 77H140V76H139ZM142 77H141V78H142ZM207 77H206V79H205V82H206V80H207ZM219 77H217V78H219ZM240 77H242V76H240ZM243 77L246 78V79H249L248 76H246V77L243 76ZM243 77H242V78H243ZM261 77H262V76H261ZM145 78H146V77H145ZM184 78H185V75H184L183 79H184ZM186 78H187V74H186ZM210 78H211V77H209V79H210ZM222 78L225 79V77H222ZM242 78H241V79H242ZM143 79H144V78H143ZM183 79H182V80H183ZM187 79H188V78H187ZM187 79H186V80H187ZM233 79H235V80H234V81H230V80H233ZM246 79H244V80H246ZM263 79H264V78H263ZM202 80H203V79H202ZM213 80H215V77H214ZM221 80H222V79H221ZM239 80H240V79H238V81H239ZM244 80H243V81L240 80V81L245 82ZM179 81H180V82H179ZM184 81H185V80H183V83H184ZM207 81H208V80H207ZM216 81H217V80H216ZM216 81H215V83H214V86H216ZM218 81H219V80H218ZM226 81H227V79H226ZM226 81H225V82H226ZM247 81H248V80H247ZM247 81H246V82H247ZM191 82H192V79H191V81L189 80V82H188V80H187V82H185V84H186V83H187V84L189 83V85H191ZM202 82H203V81H202ZM205 82H203V83L206 85ZM208 82H209V84L212 83V82H210V81H208ZM219 82H220V81H219ZM183 83H180V84H179V85H180L179 87H180L181 89H182V88L185 89V88H187V86H189V85L186 86V85H184ZM217 83H218V82H217ZM222 83H223V82H222ZM227 83H228V82H227ZM168 84H170V85H169L170 87H173V86H174V85L172 86L171 83H167L166 85H168ZM204 84H203V85H204ZM223 84H224V83H223ZM228 84H229V83H228ZM233 84H234V83H233ZM233 84L231 85L232 87H234ZM241 84H242V83H241ZM243 84H244V83H243ZM110 85H111V84H110ZM177 85H175V86H177ZM181 85H182V86L184 85V87H181ZM193 85H194V84H193ZM239 85H240V86H239ZM244 85H246V84H244ZM244 85H243V86H244ZM169 86H168V87H169ZM175 86H174V87H175ZM191 86H192V85H191ZM191 86H189V87H191ZM207 86L210 87V85H207ZM207 86H206V87H207ZM217 86H218V85H217ZM220 86H221V84H220ZM224 86H225V85H224ZM226 86H227V85H226ZM236 86H235L234 88H235V89H238V88H236ZM165 87H166V86H165ZM168 87H167V88H168ZM170 87H169V88H170ZM179 87H178V88H179ZM193 87H195V86H193ZM193 87H192V90H191V91H194V88H193ZM227 87H228V86H227ZM229 87H230V85H229ZM229 87H228V88H229ZM232 87H230L231 90H232ZM248 87H249V86H247V88H248ZM263 87H264V84H263ZM178 88H177V89H178ZM207 88H208V87H207ZM212 88H213V87H212ZM217 88H220V90H221V89L224 88V87H222V88H221V87H217ZM217 88H216V89H217ZM244 88H245V87H244ZM247 88H246V89H247ZM256 88H257V87H256ZM173 89H174V88H173ZM175 89H176V88H175ZM175 89H174V90H175ZM177 89H176V90H177ZM183 89H182V90H183ZM189 89H190V88H189ZM195 89H196V88H195ZM214 89H215V88H214ZM224 89H226V88H224ZM230 89H229V90H230ZM248 89H249V90L251 89L250 91H252V88H251V87L248 88ZM253 89H254V88H253ZM166 90H168L167 93L170 94V95H171V93L174 92V91L171 90V89H166ZM169 90H171V91H173V92H170V93H169ZM208 90L210 91V88H209ZM208 90H207V91H208ZM220 90H219V91H220ZM226 90H227V89H226ZM231 90H230V91H231ZM233 90H234V89H233ZM240 90H239V91H240ZM242 90H243V89H242ZM263 90H264V89H263ZM179 91H181V90L179 89L177 92L175 91L176 94H175V92L172 94V95H176L177 99H176L175 101H173V102H175V104H174V103L171 104L170 101H169V105H170V106L167 105L168 107H171L172 105H174V107H175L176 104H177V105H178V104L180 105L179 102L182 103V99H179V98H184L186 95H184L183 97H182V96L180 97V95L183 93V91H181L182 93L179 92ZM187 91H188V92H187ZM205 91H206V90H205ZM230 91H228V92H230ZM234 91H236V90H234ZM239 91H236V92L239 93ZM247 91H248V90H247ZM215 92H216V91H215ZM217 92H218V90H217ZM217 92H216V93H217ZM220 92H223V94H224V91H220ZM232 92H233V91H232ZM245 92H246V91H245ZM245 92L242 93L243 96H241L240 99H242V97H243V99H245V96H246ZM253 92H255V91L253 90ZM256 92H260V90H259V91H256ZM256 92H255V93H256ZM179 93H181V94L179 95ZM186 93H187V95H188V93H190L189 95L191 96V94H192L193 92H190V90L185 89V91H184L183 94H186ZM195 93H196V92H195ZM195 93H194V95H193V94H192V95L195 96ZM206 93H207V92H206ZM234 93H235V92H234ZM234 93H233V94H234ZM246 93H248V92H246ZM251 93H252V92H251ZM100 94H101V93H100ZM100 94H99V95H100ZM102 94H103L102 96L105 95L104 93H102ZM106 94H108V95H107L108 99L110 98V100H111V97L113 96V94H111V95H109L110 93H106ZM218 94H219V93H218ZM220 94H221V93H220ZM230 94H231V93H230ZM235 94H236V93H235ZM235 94H234V95H235ZM263 94H264V93H263ZM170 95H169V96H170ZM189 95H188V96H189ZM197 95H198V94H197ZM207 95H208V94H207ZM209 95H210V94H209ZM225 95H227V93H226ZM228 95H229V94H228ZM250 95H251V94H250ZM258 95H259V94H258ZM258 95H257V96H258ZM260 95L262 96L261 93H260ZM109 96H110V97H109ZM190 96H189V97H190ZM230 96H231V95H230ZM247 96H248V95H247ZM251 96H252V95H251ZM263 96H264V95H263ZM107 97H106V95H105L104 99L107 98ZM171 97H172V96H171ZM171 97H170V98H171ZM174 97H175V96H174ZM178 97H179V98H178ZM195 97H196V96H195ZM221 97H224V95L221 96ZM226 97H229V96H226ZM239 97H240V96H239ZM248 97L250 98V96H248ZM254 97H256V94H255ZM99 98H101V100H102V97H101V96H99ZM114 98L116 99V96H115ZM114 98L112 97L113 100H114ZM192 98H193V97H191V99H192ZM235 98H236V96H235ZM246 98H247V97H246ZM263 98H264V97H263ZM263 98H262V100H263ZM104 99H103L101 102L99 101V102H100V103H98L99 106H98L97 104H96V106H97V107H100V104H101L103 101L106 102L105 100H108V99H105V100H104ZM172 99H173V97H172ZM174 99H175V98H174ZM186 99H187V97H186ZM193 99H194V100H192L191 102H194V101H195V103L199 100V98H198V100H197L196 98H193ZM243 99H242V101H243ZM247 99H248V98H247ZM258 99H259V98H258ZM110 100H108V102H110V106H109V103H108V107H112L111 104L113 105V103H115V101H116V100H114V102H113V100H112L113 103H111ZM187 100L190 101L189 98H188ZM187 100H186V102H187ZM231 100H232V99H231ZM236 100H237V99H236ZM236 100H235V102H236ZM249 100H250V99H249ZM251 100H253L252 97H251ZM176 101H179V102L176 103ZM183 101L185 102L184 99H183ZM227 101H229V100H227ZM253 101H254V100H253ZM257 101H258V100H257ZM171 102H172V101H171ZM184 102H183V103H184ZM191 102L185 103V106H186L185 109L188 108L189 110H188V109H187V110L190 111L189 113H190L191 117H194V116H193V115H194V112H196L195 114H198V115H199V113H201V112H200V111H201L200 109H202V108L200 107V105H202V103H200V102L198 101L199 104L195 105V107H194V104H195V103L192 104ZM198 102H197V103H198ZM235 102H234V103H235ZM239 102H240V101H238V104H239ZM106 103H107V102H106ZM189 103H191V104L188 105ZM230 103H232V102H230ZM242 103H243V102H242ZM242 103L240 102L239 107L241 106ZM248 103H249V102H248ZM253 103H254V102H253ZM261 103H262V101H261ZM115 104H116V103H115ZM186 104H187L189 107H188ZM221 104H223V103H221ZM232 104H233V103H232ZM250 104H251V103H250ZM257 104H258V103H256V104L254 103V104H253V105H254V109L256 108V105H257ZM177 105H176V106H177ZM183 105H184V104H183ZM183 105L181 104V106H183ZM191 105H192V107H191ZM198 105H199V106H198ZM227 105H229V103H228ZM227 105H226L225 107H227ZM234 105H235V104H234ZM244 105H245V103H244ZM104 106H106V105L103 103V108H104ZM223 106H224V105H222V106H218V107H220V108L222 107V108H223ZM230 106H231V105H230ZM248 106H249V105H248ZM261 106H262V105H261ZM261 106H260L259 108H262ZM101 107H102V104H101ZM101 107L98 108V109H101ZM108 107H106V108L108 109ZM174 107H172V108H174ZM177 107H178V106H177ZM177 107L174 108L173 110L177 109ZM198 107L200 108L199 110H197ZM202 107H203V106H202ZM228 107H229V106H228ZM235 107H236V106H235ZM242 107H245V106H242ZM94 108H96V107H94ZM94 108H93V109H94ZM103 108H102V109H103ZM106 108H105V109H106ZM180 108H181V107H180ZM183 108H184V107H182V109H183ZM192 108H193V109H192ZM195 108H196L197 111H199V113H197V111H195ZM204 108H206V106H205ZM204 108H203V109H204ZM246 108H247V106H246ZM263 108H264V107H263ZM263 108H262V109H263ZM102 109H101V110H102ZM168 109H169V108H168ZM178 109H179V108H178ZM203 109H202V112H204ZM223 109H224V108H223ZM225 109H226V108H225ZM238 109H239V108H238ZM95 110H96V112H97V109H94V110H92V111L94 112ZM101 110H100V111H101ZM103 110H104V109H103ZM173 110H171V111H173ZM179 110H181V109H179ZM228 110H229V109H228ZM230 110H231V108H230ZM241 110L244 111L243 109H241ZM241 110H240V111H241ZM248 110H249V109H248ZM248 110H247V111H248ZM258 110H261V109H258ZM33 111H34V110H33ZM98 111H99V110H98ZM105 111H106V110H104V112H105ZM168 111H169V114H172L173 112L176 111L174 117H175L176 115L178 116V114H176V113H177V110L173 111L172 113L170 112V110H168ZM168 111H167V112H168ZM205 111H206V110H205ZM217 111H218V108H217ZM224 111H226V110H224ZM235 111H236V110H235ZM235 111H234V112H235ZM242 111H241V113H239V115H238V113H236V114H237L238 116H240L241 114H243ZM247 111H246V112H247ZM249 111H250V110H249ZM255 111H256V110H255ZM255 111H254V112H255ZM12 112H13V111H12ZM35 112H36V110H35ZM93 112L91 113V115L93 114ZM96 112H95L94 114H97V113L100 114V112H97V113H96ZM185 112H186V114H187V111H185ZM207 112H208V111H207ZM222 112H223V111H222ZM226 112H228V111H226ZM230 112H231V111H230ZM234 112H233V113H234ZM254 112H253V113H254ZM10 113H11V112H10ZM32 113L35 114L34 112H32ZM191 113H192V114H191ZM219 113H220V112H219ZM231 113H232V112H231ZM244 113H245V112H244ZM248 113H249V112H248ZM257 113H258L257 115H259V111H257ZM263 113H264V112H262V115H263ZM11 114L13 115L14 113H11ZM11 114H10V115H11ZM33 114H32V118H34L33 116H35V118H36L35 120H37V118L41 119V118H40V117H41L40 113L38 114V112H37V116H36V114H35V115H33ZM169 114L167 115L168 117H170ZM201 114H203V115L205 114V116L208 115V114H206L205 112H204V113H201ZM216 114H217V113H216ZM225 114H226V113H225ZM245 114H246V113H245ZM249 114H250V113H249ZM249 114H248V115H249ZM254 114H255V113H254ZM254 114H253V115H254ZM260 114H261V113H260ZM4 115H5V114H4ZM8 115H9V114H8ZM8 115H7V116H8ZM38 115H39V117H38ZM188 115H189V114H188ZM198 115H197V116H198ZM203 115H199V116H198L199 118L196 119V120L199 119L198 122H199V124H200V128H201L203 125L205 126V127H204V126L202 127V128H205V129H202L203 132H202L201 130L196 131V133L199 132V131H201V132L199 133V135H200L201 133H205V130H206V128L208 127L207 124L210 123V121H208V120H209V119L211 120V118H209V117H208L209 119L205 120L206 118H205ZM209 115H210V114H209ZM219 115H221V114H219ZM233 115H234V114H233ZM253 115H252V116H253ZM255 115H256V114H255ZM255 115H254V116H255ZM262 115H261V116H262ZM93 116H94V115H93ZM93 116H90V117L93 118V119H89V120H90V121H88L89 125H90V122H92V120H93V122H94V120H95V116H96V115H95L94 117H93ZM165 116H166V115H165ZM165 116L161 117V119H164ZM167 116H166V117H167ZM177 116H176V118H178ZM222 116H223V114H222ZM241 116H242V115H241ZM243 116H244V115H243ZM243 116H242V117H243ZM254 116H253V117H254ZM0 117H1V116H0ZM3 117L5 118L6 115L3 116ZM3 117H2V119H3ZM171 117H173V115H172ZM171 117H170V118H171ZM174 117H173V118H174ZM230 117H231V116H230ZM9 118H10V117H9ZM11 118H13V117H11ZM108 118H109V117H108ZM112 118H113V122H111V124L109 123L110 120H108V121H109L108 123H109L110 126L107 125V124H105V123H107V121H106V122L104 123L105 125H104V124L102 125V129H101V128H99V129H101V130L105 129V128H103V126H104V127H106V126L111 127L112 123H115V125L113 124L114 127L117 126L118 123H117V120H115V119H116V116H114V117H112ZM112 118L110 117L109 119H112ZM114 118H115V119H114ZM173 118H172V119H173ZM202 118H203V122L205 121L204 123L202 122ZM223 118H224V117H223ZM236 118L238 119V117H236ZM251 118H252V117H251ZM254 118L256 119L257 117H254ZM258 118H260V117L258 116ZM262 118H264V116H263ZM7 119H8V118H7ZM96 119H97V117H96ZM166 119H167V118H165L164 120H166ZM168 119H169V118H168ZM168 119H167V120H168ZM178 119H180V116H179ZM178 119H177V120H178ZM192 119L194 120L195 117L192 118ZM200 119H201V120H200ZM243 119H244V118H242V121H244ZM0 120H1V118H0ZM106 120H107V119H106ZM164 120H161V121L163 122ZM167 120H166V121H167ZM170 120H171V119H170ZM173 120L176 121L175 119H173ZM173 120H172V121H173ZM227 120H228V119H227ZM233 120H234V119H233ZM239 120H240V118H239ZM246 120H247V119H246ZM249 120H250V119H249ZM257 120H258V119H257ZM259 120H261V119H259ZM263 120H264V119H263ZM95 121H96V120H95ZM114 121H115V122H114ZM168 121H169V120H168ZM168 121H167V123H168ZM242 121H241V122H242ZM250 121H251V120H250ZM254 121H255V120H254ZM28 122H29V123H28ZM28 122H27V124H28L27 127H28V126L30 127L32 121H31V122L28 121ZM162 122H161V123H162ZM169 122H170V121H169ZM195 122H196V123H195ZM195 122H194L195 125H196V126H194V127H196L195 130L200 129V128H197V123H198V122H197V121H195ZM201 122H202V123H201ZM206 122H208V123H206ZM222 122L224 123V121H222ZM222 122H221V123H222ZM227 122H228V121H227ZM231 122H232V121H231ZM234 122L236 123V121H234ZM245 122H246V121H245ZM248 122H249V121H248ZM252 122H253V121H252ZM257 122H258V121H257ZM55 123H56V122H55ZM55 123H53V124H55ZM116 123H117V124H116ZM167 123L165 122V124L163 123L162 125H163V126H164V125H167L166 127H168V128H166V129H168L169 131L171 130V129H169V128L174 127V128L172 129L173 131H170V132H173L172 134H173V136H174L175 131H176V130H175V128H176V127H175V124H176V123L174 122V126H173V124H169V125H170V126H169ZM205 123H206L207 126L205 125ZM229 123H230V121L228 122V124H229ZM238 123H239V122H238ZM258 123H259V122H258ZM258 123H256V124H258ZM95 124H97V122L94 123V124L92 123V126L94 125L95 128H96V127H100L99 124H97L98 126L95 125ZM202 124H203V125H202ZM210 124H211V123H210ZM210 124H209V126H210ZM226 124H227V123H225L224 125H225V126H228V125H226ZM250 124H251V122H250ZM250 124H249V125H250ZM253 124H254V123H253ZM261 124H262V123H261ZM0 125H1V123H0ZM2 125H3V123H2ZM2 125H1V126H2ZM100 125H101V124H100ZM193 125H194V124H193ZM241 125H242V124H241ZM249 125H248V127H249ZM258 125H259V124H258ZM262 125H263V124H262ZM25 126H26V125H25ZM25 126H24V127H25ZM52 126H53V127H51L49 130H48V129H44V130H43V128H42V131L39 129V131L37 130V132L39 133V132H43V131L46 130V131H49V132H47V134H48V133H50V130H51V131L55 130V129H56L55 127H56V126H59V123H58V124L56 123V126H55V127H54V125H52ZM230 126H231V125H230ZM234 126H235V125H234ZM238 126H239V125H238ZM245 126H247V125H244V127H245ZM27 127H26V129H27ZM112 127H113V126H112ZM143 127H144V126H143ZM198 127H199V125H198ZM228 127H229V126H228ZM239 127H240V126H239ZM248 127H247V128H248ZM258 127H259V126H257L256 129H257ZM262 127H263V126H262ZM262 127H261V129H262ZM1 128H2V127H1ZM53 128H54V129H53ZM59 128H60V127H59ZM223 128H224V126H223ZM232 128H233V127H232ZM234 128H235V127H234ZM236 128H237V125H236ZM247 128H245V130H246V132L244 131L245 134H246V133L248 134V129H250V127H249L248 129H247ZM252 128H253V127H252ZM24 129H25V128H24ZM34 129H35V128H34ZM57 129H58V128H57ZM57 129H56V131H58V132H56V131L53 132V135L56 133V134H55V137H56V138L58 137L57 135H58L59 133L62 132L60 129H59L60 132H59V130H57ZM226 129H227V128H226ZM226 129H225V130H226ZM229 129H230V127H229ZM237 129H238V128H237ZM240 129H241V128H240ZM28 130H30V131H31V130H32V131H35V130H33V128H32V129L30 128V129H28ZM28 130H27V131H28ZM142 130H143V129H142ZM174 130H175V131H174ZM227 130H228V129H227ZM227 130H226V131H227ZM243 130H244V128H243ZM32 131H31V132H32ZM46 131H45V132H46ZM228 131H229V130H228ZM233 131H234V129H233ZM253 131H254V130H253ZM261 131H262V130H261ZM261 131H259V129H258L257 132H261ZM37 132H36V133H37ZM45 132H43V133H41V134L44 135ZM224 132H225V131H224ZM230 132H231V131H230ZM235 132H236V131H235ZM249 132H251V130H250ZM257 132H256V134H258ZM36 133H34V134H35L36 137H38V135H39L40 133H39L38 135H36ZM51 133H52V132H51ZM178 133H179V134H178ZM180 133L183 134V132H181V131L178 132V131H177V134H175L177 137H174L175 139L177 138V140L179 141V142L177 143L178 146H180V144H179V143H181V142H180V141H181L180 138L182 137V136H181V137L179 136V135H182V134H180ZM228 133H229V132H228ZM242 133H243V132H242ZM149 134H150V133H147V134H146L148 137H145V136H144V138L147 139L148 142H149V139H150V138H149V137H150ZM151 134H152V133H151ZM247 134H246V135H247ZM252 134H255V133H252ZM260 134H261V133H260ZM263 134H264V132H263ZM42 135H39V136H42ZM59 135H60V134H59ZM152 135H153V134H152ZM152 135H151V136H152ZM249 135H250V134H249ZM249 135H248V137H249ZM33 136H34V135H33ZM44 136H46V135H44ZM44 136H43V137H44ZM141 136H142V135H141ZM196 136H197V137H196ZM196 136H195V138L198 139V135H196ZM244 136H245V135H244ZM256 136H257V138H258V135H256ZM63 137H64V136H63ZM63 137L60 135V138H63ZM153 137H154V136H153ZM153 137H151V138L153 139ZM192 137H193V136H192ZM245 137H246V136H245ZM245 137H244V138H245ZM248 137H247V138H248ZM252 137H254V136L252 135ZM262 137H263V136H262ZM148 138H149V139H148ZM172 138H173V137H172ZM172 138H171V140L173 141L174 138H173V139H172ZM178 138H179V139H178ZM241 138H243V137H241ZM247 138H246V139H247ZM250 138H251V135H250ZM37 139H38V138H37ZM57 139H59V137H58ZM237 139H238V138H237ZM42 140H43V139H42ZM177 140H176V141H173V143H174V142H177ZM191 140H193L192 142H194V144H195V140H194V139H190V141H191ZM242 140H243V139H242ZM244 140H245V139H244ZM254 140H255V139H254ZM254 140H252V138H251V139H249L248 141H251V142H252V141H254ZM258 140H260V139H258ZM150 141H151V140H150ZM239 141H241L240 138H239ZM153 142H154V140H153ZM251 142H250V144H251ZM258 142H259V141H258ZM258 142H257V145H259ZM263 142H264V141H263ZM150 143H151V142H150ZM240 143H241V142H240ZM242 143H243V142H242ZM254 143H256V142H254ZM259 143H260V142H259ZM181 144H182V143H181ZM186 144H188V143H186ZM190 144H191V142H190ZM192 144H193V143H192ZM194 144H193V145H194ZM196 144H197V141H196ZM250 144H249V145H250ZM252 144H253V143H252ZM173 145H175V144H173ZM182 145H183V144H182ZM182 145H181V147H179V148L177 147V145H175L176 148H177V151H178V152H180V151H179L180 148L182 149ZM221 145H222V144H220V145L217 146L218 149L220 148ZM240 145H241V144H240ZM243 145H244V144H243ZM183 146H184V148H186L187 146H189L190 149H192V148H191V145H189V144H188L187 146H185V145H183ZM197 146H198V145H197ZM197 146L195 145V147H193V146H192V147H193V149H194V148H196ZM222 146H224V145H222ZM222 146H221V151H220L221 153L218 152L219 150H218L217 147H216L217 153H216V150H214L215 153H214L212 156H215V154H217V155L219 154L220 156H217V155H216L217 157H220V158H219L220 161H218V162L221 163V162L224 160V161L222 162L223 165H225V166L228 165V164L230 165V163H231L232 161H231V159H230L231 157H229V156H231L235 151H231L232 154H229L230 151H229L228 149H226V150H225V149H222V148H225L226 146H225V147H222ZM238 146H239V145H238ZM252 146L255 147L254 145H252ZM252 146H251V148H252ZM261 146H262V144L260 145V147H261ZM16 147H17V146H16ZM16 147H13V148H16ZM189 147H187V148H189ZM242 147L244 148V146H242ZM246 147L248 148V146H246ZM249 147H250V146H249ZM176 148H174V150H175ZM187 148H186V149H183V150L186 151V152H184V151L181 152V153H182V157H183L182 159H184V160H186V159L184 158V156H185L184 153L186 154V153H187V150H190V149H187ZM238 148H239V147H238ZM240 148H241V147H240ZM240 148H239V149H240ZM251 148H250V149H251ZM262 148H263V147H262ZM181 149H180V150H181ZM193 149H192V150H193ZM13 150H14V149H13ZM157 150H158V149H157ZM157 150H156V152H157L158 160H159V159L164 155V153H162L163 150L161 149L162 151H161V154H160V155H162V154H163V155L160 157V156H159V153H158ZM159 150H160V148H159ZM174 150H173V151H174ZM192 150H190V152H191ZM194 150H195V149H194ZM194 150H193V152H194ZM240 150H243V149H240ZM251 150H252V149H251ZM261 150H262V149H261ZM177 151L175 150V152H177ZM181 151H182V150H181ZM195 151H198V150H195ZM222 151H223V152H222ZM227 151H229V152H227ZM244 151H245V150H244ZM252 151H256V152L253 153V155H256V154H257V150H256V149H253ZM13 152H14V151H13ZM18 152H19V151H18ZM156 152H155V154H156ZM188 152H189V151H188ZM190 152L188 153V155L190 154ZM245 152H247V151H245ZM249 152H250V151H249ZM259 152H260V150H259ZM259 152H258V154H259ZM261 152H264V151H261ZM181 153H179V154L175 153V155L177 154V156H178V155H180ZM191 153H192V152H191ZM240 153H242V155H243L244 152H240ZM12 154H14V153H12ZM173 154H174V152H173ZM194 154H197V152H194ZM194 154H192L191 156H194ZM198 154H199V153H198ZM198 154H197V156H199ZM245 154H246V153H245ZM262 154H263V153H262ZM157 155H156V156H157ZM175 155H174V156H175ZM183 155H184V156H183ZM202 155H203V154H202ZM242 155H241V156H242ZM248 155H249V154H248ZM260 155H261V153H260ZM73 156H74V157H72V159L75 158V157H77V155H75L74 152H73ZM186 156H187V154H186ZM191 156H190V158H192V159H189V156H187V157H186L187 160L189 159L190 161H192L193 163H195L196 160H197V159H195V158H197V156H196V157L194 156V158L191 157ZM207 156H208V155H207ZM216 156H215V157H216ZM221 156H222V157H221ZM236 156H237V154H236ZM249 156H250V155H249ZM257 156H258V155H257ZM257 156H256V157H257ZM201 157H204V156H201ZM209 157H210V155H209ZM215 157H214V158H215ZM164 158H165V156H164ZM164 158L162 157L161 159L164 160ZM179 158H180V161H181V160H182L181 157H179ZM179 158H178V159H179ZM206 158H207V157H206ZM232 158H234V157H232ZM244 158H245V157H244ZM246 158H247V157H246ZM254 158H255V157H254ZM259 158H260V156H259L258 159H257L258 161H257L256 159H254V160H256L257 164H258V162L261 160V159H259ZM193 159H194V161H193ZM198 159H201V160H202L203 158H198ZM204 159H205V157H204ZM208 159H209V161H208ZM208 159H205V160L208 161V163H207V161H206V162L204 161V162L207 164V165H205V167L201 166L202 163H204V162L201 163V162H200L201 160L197 161V163L199 162V165H198V166L201 167V169L198 168V167L196 166V165H197L196 163H195V164H196L195 166H196V168L200 169L199 174H200L201 172L203 173V174L201 173V174H202V175H201L202 177H203V176L205 177V176L209 173L210 176H208V177L206 176L205 179H208V180H211V181H212L213 179L216 178V175H217V174H215V173H216L215 171H217V170L220 171V168L222 167V164H221V167L218 166V167H216V169H214V167L211 169V167L214 166V165H213V162H210V161H212V157H211V160H210V158H208ZM227 159H228V160H227ZM262 159H263V157H262ZM163 160H162V161H163ZM184 160H183V162H186V161H184ZM215 160L217 161L218 158H215ZM215 160H214V161H215ZM226 160H227V161H226ZM232 160H234V159H232ZM242 160H243V159H242ZM74 161H75V160H74ZM162 161H161V162H162ZM190 161H187V162H190ZM229 161H231V162H229ZM187 162H186V163H187ZM209 162H210V163H209ZM218 162H217V164L219 165ZM233 162H234V161H233ZM242 162L244 163V161H242ZM245 162H246V160H245ZM263 162H264V160H263ZM200 163H201V165H200ZM211 163H212V166H210ZM214 163L216 164V162H214ZM224 163H225V164H224ZM226 163H227V164H226ZM247 163H249V162H247ZM247 163H246V164H247ZM253 163H255V161H254ZM259 163L261 164V162H259ZM209 164H210V165H209ZM217 164H216V165H217ZM231 164H232V163H231ZM251 164H252V163H251ZM251 164H250V166H252ZM255 164H256V163H255ZM260 164L257 165V166H260ZM98 165H100V164H98ZM216 165H215V166H216ZM244 165H245V163H244ZM261 165H263V164H261ZM102 166H103V165H102ZM225 166H223V167H225ZM230 166H231V165H230ZM230 166H228V169H229ZM246 166H247V165H246ZM246 166H245V167H246ZM253 166H254V165H253ZM101 168H102V167L100 166L99 169H101ZM206 168H207V169H206ZM231 168H232V167H231ZM231 168H230V169H231ZM243 168H244V167H243ZM246 168H247V167H246ZM246 168H245V170H246ZM262 168H264V167L260 166V168H258V169H259L260 171H262ZM102 169H103V168H102ZM166 169H167V167H166L164 170H166ZM193 169L195 170L194 172L198 171V169L196 170L195 167H194ZM202 169H203V170H204V169L207 170V172H206L207 174L204 172L205 170L203 171ZM213 169H214L215 171H214ZM226 169H227V166H226ZM226 169H224V170H226ZM228 169H227L228 172H225V171H224V173H229L230 169H229V170H228ZM247 169H249V168H247ZM250 169H251V168H250ZM167 170H169V169H167ZM201 170H202V171H201ZM212 170H213V171H212ZM251 170H252V169H251ZM253 170H255V169H253ZM247 171H248V170H247ZM145 172H147V171H145ZM150 172H151V171H150ZM150 172L148 171L147 173H150ZM167 172L169 173L170 171H167ZM167 172L163 171V173H166V174H167ZM210 172H211V173H210ZM212 172H213V174H215V175H214L215 178H213V179H211V177L213 176V175H212ZM214 172H215V173H214ZM221 172H223V170H221ZM250 172H251V171H250ZM147 173H146V174L144 173L143 175H147V177H148V174H147ZM163 173H162L161 175H162V176L164 175V176H166V177L168 178L169 174H167V175H168V176H167V175H165V174H163ZM196 173H197V172H196ZM196 173H195V174H196ZM244 173H246V172L243 170V174H244ZM255 173H256V172H255ZM255 173H254V174H255ZM263 173H264V172H262L261 174L259 173V174H260L259 176L261 177V176L263 175ZM150 174H152V176L154 177V174H153V173H150ZM150 174H149V179L152 180L153 177H152V179H151V178H150V176H151ZM197 174H198V173H197ZM197 174L195 175L196 177H197ZM204 174H205V175H204ZM209 174H208V175H209ZM254 174H253V175H252V174L249 175V173H246V175H242V177L244 176L243 178L246 177V180L242 179L241 182H244V183H245V181H246L245 185H243V186L246 187V184H249L250 181L252 180L251 183H250V184H251V187H252V192H253V190H254V192H257V193H255V194L257 195V194H259L261 191H259L260 189H259V187H257L258 184L256 183V181H254V179H255ZM256 174H257V173H256ZM4 175H5V174H4ZM6 175H8V174H6ZM6 175H5V177H6ZM22 175L24 176V174H22ZM251 175H252V177H251ZM2 176H3V175H2ZM17 176L20 177L21 175L19 174V175H17ZM23 176H22V177H23ZM25 176H26V175H25ZM159 176H160V175H159ZM199 176H200V175H199ZM214 176H213V177H214ZM9 177H10V176H9ZM12 177H13V175H12ZM15 177H16V176H15ZM71 177H72V176H71ZM71 177H70V179H73V180H71V181H73V182L77 179V178H75L76 176H75V177L73 176L72 178H71ZM143 177H145V176H143ZM202 177H201V178H202ZM209 177H210V179H209ZM257 177H258V176H257ZM257 177H256V179H257ZM1 178H2V177H1ZM1 178H0V179H1ZM10 178H11V177H10ZM10 178H9V179H10ZM16 178H17V177H16ZM16 178H14V180H16ZM156 178H157V176H156ZM156 178H155V179H156ZM160 178H162V177H159V178L156 179V180H157V181H158V180L161 181L162 179H164V178H162V179H160ZM247 178H248V180H247ZM252 178H253V179H252ZM263 178H264V175H263ZM4 179H5V178H3V180H4ZM6 179H7V180H6ZM6 179H5V181H8V176L6 177ZM20 179H23V178H20ZM20 179H17V180H20ZM25 179H26V178H25ZM149 179H148V180H149ZM155 179H153L152 181L155 182ZM168 179H169V178H168ZM256 179H255V180H256ZM260 179H262V178H260ZM260 179H259V180H260ZM1 180H2V179H1ZM3 180H2V181H3ZM145 180H146V179H145ZM148 180H146L145 183L148 182V184H149V182H151L150 180H149V181H148ZM166 180H167V179H166ZM208 180H207V181H208ZM263 180H264V179H263ZM5 181H4V182H5ZM20 181H21V180H20ZM26 181H27V179L25 180V182H26ZM104 181H105V180H104ZM104 181H103V182H104ZM164 181H165V180H164ZM167 181H168V180H167ZM248 181H249V182H248ZM10 182H11V181H10ZM12 182H13V179H12ZM16 182H17V181H16ZM18 182H19V181H18ZM22 182H24V181L22 180ZM22 182H21V184H22ZM68 182H69V183H68L67 186H71L72 183L70 184V181H69V180H68ZM143 182H144V180H143ZM158 182H159V181H158ZM158 182H157V183H158ZM208 182H210V181H208ZM247 182H248V183H247ZM254 182H255V183H254ZM259 182H260V181H259ZM263 182H264V181H263ZM263 182H261V183H263ZM0 183H1V181H0ZM74 183H75V186H76V181H75ZM105 183H106V181H105ZM107 183H109V182H107ZM107 183H106V184H103V185H106V186L103 187V188H106V189H105L106 191H107L108 189H110V186H109V185L107 186ZM155 183H156V182H155ZM157 183H156V185H157ZM160 183H162V182H160ZM165 183H166V182H165ZM210 183H214V181H213V182H210ZM244 183H242V184H244ZM2 184H3V182H2ZM14 184H15V183H14ZM17 184H18V183H17ZM17 184H15V186H16ZM19 184H20V182H19ZM19 184H18V185H19ZM21 184H20V185H21ZM69 184H70V185H69ZM109 184H110V183H109ZM146 184H147V183H146ZM166 184H168V183H166ZM242 184H241V185H242ZM250 184H249V185H250ZM252 184H253V186H252ZM110 185H111V184H110ZM114 185H115V184H114ZM114 185H113V186H114ZM162 185L165 186L164 183H163ZM241 185H240V187H241ZM261 185H262V184H261ZM4 186H6V182H5V185H4ZM9 186H10V185H8L7 187L9 188ZM13 186H14V185H13ZM13 186H11V187H13ZM75 186H74V187H75ZM0 187H1V185H0ZM2 187H3V186H2ZM72 187H73V186H72ZM72 187H71V188H72ZM108 187H109V188H108ZM115 187H116V186H115ZM115 187H111V190H112V188L114 189ZM157 187H161L159 183H158V186H157ZM247 187H248V185H247ZM251 187H249V190L251 189ZM253 187H254V188H253ZM262 187H263V186H262ZM3 188H4V187H3ZM5 188H6V187H5ZM116 188H117V187H116ZM242 188L244 189V187H242ZM242 188H241V190H242ZM260 188H261V187H260ZM239 189H240V188H239ZM245 189H246V188H245ZM258 189H259V190H258ZM262 189H263V188H262ZM262 189H261V190H262ZM10 190H12V189L10 188L9 191H10ZM77 190H78V188H77ZM105 190H104V191H105ZM116 190H118V188H117ZM247 190H248V189H247ZM249 190H248V191H249ZM257 190H258V191H257ZM7 191H8V190H7ZM109 191H110V190H109ZM243 191H244V190H242V192H243ZM250 191H251V190H250ZM110 192H111V191H110ZM113 192H114V190H113ZM113 192H111V193H113ZM244 192H245V191H244ZM254 192H253V194H254ZM258 192H259V193H258ZM4 193H5V191L3 192V194H4ZM10 193H12V191H11ZM10 193L8 192V194H10ZM107 193H108V191H107ZM228 193L232 196V194H231L230 191H229V192L226 193V194H227V195H226L227 197H228ZM261 193H263V195H262ZM261 193H260V194H261V196L263 197V196H264V190H263V192H261ZM5 194H7V193H5ZM11 195H12V194H11ZM11 195H10V196H11ZM230 195H229V196H230ZM4 196H5V195H4ZM7 196H9V195H7ZM10 196H9V198L12 199V197L14 196V194H13L12 197H10ZM226 196H225L224 198H226ZM116 197H117V196H116ZM4 198H5V197H4ZM228 198H229V197H228ZM228 198H226V199H228ZM230 198H232V197H230ZM230 198H229V199H230ZM233 198H234L235 201L238 199L237 196H235V197L233 196ZM235 198H236V199H235ZM11 199H10V200H11ZM229 199H228V201H229ZM263 199H264V197H263ZM6 200H7V199H5V201H6ZM8 200H9V199H8ZM10 200H9L8 202L12 203V200H11V201H10ZM230 200H231V199H230ZM31 201H32V200H31ZM224 201H225V200H224ZM228 201H227V202H228ZM237 201H238V200H237ZM237 201H236V203H233L234 201L231 200L230 202H232V203H230V202H229V203L233 205V204H237ZM28 202H29V201H28ZM28 202H27V205H26L27 208L31 207V206L28 205V204H30V202H29V203H28ZM32 202H34V200H33ZM32 202H31V205H32ZM116 202H117V201H116ZM179 202H180V201H179ZM179 202H178V203H179ZM225 202H226V201H225ZM3 203H4V201H3ZM6 203H7V202H6ZM6 203H5V204H6ZM10 203H9L8 205L6 204L5 207H6V206H9ZM34 203H36V202H34ZM34 203H33V204H34ZM180 203H181V202H180ZM238 203H239V205H236V207L239 206V208H234L235 205L232 206V205H230V204L228 205L227 203H225V204H227V207H228V206H230V207L232 206V207H233V208H232L233 211H235V213H234L233 211L230 212L231 209H230V207H228V208L230 209V210L228 209L229 213H232V214H233V215H232V214H230V215H232V217L234 216V219L237 218L236 216H238V218L240 219V220H239V219H238V220L236 219V221L234 220L235 223H232V222H231V225H232V224H234V225L237 224V225H235L236 227H237L239 224H241V222L243 223V221H244L245 219H248V218H245V217H246L247 215H249V214H247V213H248V210H247V212H246V211H243V209H241V207H240L242 204H241L240 202H238ZM37 204H38V203H36V204H34V205H37ZM117 204H118V203H117ZM3 205H4V204H3ZM34 205H32V207H33ZM38 205H39V204H38ZM118 205H119V204H118ZM178 205L180 206L181 204H178ZM183 205H184V204H183ZM10 206H12V204H11ZM28 206H29V207H28ZM120 206H121V202H120L119 207H120ZM179 206H178V207L176 206V207H177L178 209H181V206H180V208H179ZM1 207H2V205H1ZM35 207H36V206H35ZM116 207H118V206H116ZM116 207H115V208H116ZM119 207H118V208H119ZM183 207H184V206H183ZM183 207H182V208H183ZM197 207H198V210H199V206L196 205V208H195V206H193V209H192L191 211H194L195 209H197ZM224 207H225V206H224ZM3 208H4V207H2L1 209H3ZM6 208H8V207H6ZM6 208H5V209H6ZM37 208H38V210H39V214H37L36 212H38V211L35 212V209H34L32 214H34V212H35V213L38 215V216H37V215L34 216V217H33L34 219L40 217V211H41V208H40V207H37ZM172 208H174V207H172ZM177 208H174V210H175L176 212L172 209V210L175 212V214L177 213V210H176ZM194 208H195V209H194ZM243 208L245 209L246 207L244 206ZM98 209L100 210V208H98ZM101 209H102V208H101ZM239 209H240V210H239ZM3 210H4V209H3ZM116 210H117V208H116ZM236 210L239 211L238 215H237V213H236ZM28 211H29V209L27 210L26 213L29 215L30 211H29V213H28ZM101 211H102V210H100V212H98V213H100V217H101ZM180 211L182 212L183 210L181 209ZM191 211H190V213H191ZM195 211L197 212V210H195ZM199 211H200V210H199ZM225 211H227V208H225ZM238 211H237V212H238ZM181 212H180V214H179V211H178V217H179L180 215L183 217V213H181ZM183 212H184V211H183ZM240 212H241V213H240ZM242 212H243V214H242ZM26 213L24 214V213L21 212V216H20V217L23 218V217L26 215ZM185 213H186V212H185ZM245 213H246V214H245ZM22 214H23V216H22ZM175 214H174V215H175ZM188 214H189V213H187V218H190V220H193V219H191V217H192V218H193V217L195 218V216L192 215L193 212H192V214H191L190 217H188ZM194 214H196V213L194 212ZM234 214H236V216H235ZM239 214H240V215H239ZM244 214H245V215H244ZM98 215H99V214H98ZM98 215H97V217H98ZM176 215H177V214H176ZM184 215L186 216V214H184ZM189 215H190V214H189ZM196 215H200V217L202 218L200 212H199V214H196ZM228 215H229V214H228ZM250 215H251V214H250ZM252 215H253V214H252ZM241 216H242V218H241ZM243 216H244V219H243ZM28 217H29V216H28ZM31 217H32V215H31ZM102 217H103V216H102ZM102 217H101V218H102ZM182 217H181V218H182ZM200 217L198 216V219H197V220H199ZM248 217H249V216H248ZM254 217H256V216H254ZM22 218H21V220H23V221H21V222L24 224V223H25V222H24L25 217H24V219H22ZM26 218H27V215H26ZM101 218H99V219H101ZM179 218H180V217H179ZM196 218H197V216H196ZM213 218H215V216H214ZM230 218H231V216H230ZM249 218H250V217H249ZM258 218H259V216H258ZM258 218H257V219H258ZM99 219H97V220L99 221ZM202 219H203V218H202ZM231 219H232V218H231ZM254 219H256V218H254ZM257 219H256V220H257ZM260 219H261V218H260ZM260 219H259V222L263 225L262 220H260ZM29 220H32V219L29 218ZM102 220L104 221V219H102ZM195 220H196V219H194L193 221H195ZM197 220H196V221H197ZM200 220H201V219H200ZM200 220L197 221V222H201ZM252 220H253V218H252ZM252 220H250L251 223L253 222ZM27 221H28V220H27ZM27 221H26V222H27ZM98 221H97V222H98ZM103 221H102L101 224L99 223L100 221L98 222V223L100 224V225H99L100 228H102V230H104V229H108V230L110 231V229H109L110 227L105 226V224H106V225H109L108 223H106V221H104V222H105L104 226L101 227V225L103 224ZM214 221H216V220H213V222H212V220H211V222H212L213 224L215 223ZM232 221H233V220H232ZM238 221H239L240 223H239ZM246 221H247V220H246ZM246 221H244V222H246ZM161 222L163 223V221H161ZM161 222H160V223H161ZM236 222H237V223H236ZM247 222H249V221H247ZM247 222H246V223H247ZM22 223H21V224H22ZM160 223H159V224H160ZM238 223H239V224H238ZM253 223H254V222H253ZM253 223H252V224H253ZM256 223H258V222L256 221ZM256 223L254 224V225H255L254 227H255V229H258V228H259V225L257 224L258 226L256 227ZM164 224H165V223H164ZM164 224H162V225H163L162 228H164V227L167 226V224H165L166 226H165ZM213 224H212V225H213ZM243 224H244V223H243ZM243 224H242L241 226H243ZM261 224H260V225H261ZM162 225L160 224L159 226L161 227ZM262 225L260 226L261 229H262ZM24 226H25V225H23V226L21 225V227H24ZM99 226H98V228H99ZM159 226H158V227H159ZM104 227H105V228H104ZM106 227H107V228H106ZM233 227H234V226H233ZM26 228H28V224H27V223H26V227H25L24 229H26ZM100 228H99V229H100ZM44 229H45V228H44ZM237 229H238V227H237ZM255 229H254V230H255ZM261 229H260L261 233L264 232V226H263V229H262L263 231H262ZM40 230H43V228L40 229ZM40 230H39L40 235H41L42 233H43L44 235H45V234L47 235V232H45L47 229H46L45 231L43 230L44 232L41 231L42 233L40 232ZM108 230H107V231H108ZM107 231H106V232H107ZM109 231H108V232H109ZM188 231H189V230H188ZM193 232H194V231H193ZM217 232H218V233H217ZM217 232L215 233L216 235L219 234V231H217ZM257 232H259V231L257 230ZM39 233L37 232V233H36V236L40 237ZM188 233H189V232H188ZM188 233H187V235H185V236H188V235L190 234V233H189V234H188ZM259 233H260V232H259ZM48 234H49V233H48ZM183 234H184V233H183ZM191 234H192V232H191ZM191 234H190V235H191ZM194 234H195V232H194ZM194 234H193V235H194ZM253 234H255V231L253 232ZM46 235H45V236H46ZM193 235H191V236H193ZM195 235H196V234H195ZM216 235H214V236L216 237ZM261 235H262V237H263L264 234H261ZM185 236H184V237H185ZM218 236H219V235H218ZM254 236H255V235H254ZM254 236H253V238H254V240H255L257 237L255 238ZM257 236H258V233H257ZM38 237H36V238H37V242H36V243H38V240H39ZM41 237H42V235H41ZM41 237H40V238H41ZM46 237H47V236H46ZM181 237H182V234H181ZM189 237H190V236H189ZM219 237H220V236H219ZM259 237L261 238L260 234H259L258 238H259ZM42 238H43V239H42ZM42 238L39 240L40 243L42 242V240L45 239L44 236H43ZM186 238H188V237H186ZM186 238H185V239H186ZM216 238H217V237H216ZM185 239H184V240H185ZM191 239H192V237H191ZM221 239H222V238L220 237V240H221ZM184 240H183V241H184ZM218 240H219V238H218ZM252 240H253V239H252ZM254 240H253V241H254ZM259 240L262 241L263 238H262V239H259ZM181 241H182V238H181ZM185 241H186V240H185ZM255 241H256V240H255ZM255 241H254V242H255ZM261 241L257 242V244H258V243L261 244V243H262ZM263 242H264V240H263ZM254 244H256V242H255ZM259 244H258V245H259ZM263 244H264V243H263ZM261 245H262V244H261ZM261 245H260V246H261ZM38 246H39V247H38ZM38 246H37V247L40 248L41 245L39 244ZM24 247L26 248V246H24ZM35 247H36V245H35ZM37 247H36V248H37ZM104 247H106V248H104V250L106 249L105 251H107V249H109V247H107V246H104ZM36 248H35L36 251H39V250H40V249H38V248L36 249ZM24 250H26V249H24ZM104 250H102V251H104ZM27 251H28V249H27ZM70 251H71V250H70ZM105 251H104V252H105ZM108 251L110 252V250H108ZM252 251H253V250H252ZM109 252H107V253H109ZM254 252H255V250H254ZM257 252H258V251H257ZM107 253H106V254H107ZM251 253H253V252H251ZM251 253H250V254H251ZM67 254H68V253H67ZM69 254H70V253H69ZM225 254H227V255H224V254H223L225 257L229 255L228 253H225ZM258 254H259V253H258ZM65 255H66V254H65ZM71 255H72V257H73L74 253L71 254ZM107 255H108V254H107ZM255 255H256V252H255ZM259 255H260V254H259ZM69 256H70V255H69ZM253 256H254V255H252V257H253ZM257 256H258V255H257ZM65 257H66V256H64L63 258H65ZM67 257H68V256H67ZM131 257H132V256H131ZM228 257H229V256H228ZM240 257H242V256H240ZM255 257H256V256L253 257L254 260H251L252 258L250 259V256H249V260L252 261L251 264H253V263H255V264L257 263V264H258L257 261H261V262H262V260L259 258L260 256H259L258 258H257V257L255 258ZM132 258H135V261L138 260V259H140L139 257H138V259H137L136 256H135V257H132ZM223 258H224V257H223ZM65 259H66V258H65ZM71 259L73 260V258H71ZM71 259H70L69 261H71ZM200 259H205V258L203 257V258H200ZM224 259H225V258H224ZM224 259H222V260H223V263H222V261H221V263H222V264H226V263H228V262L226 261V259H228V258L225 259V262H226V263L224 262ZM247 259H248V258H247ZM259 259H260V260H259ZM63 260H64V259H63ZM67 260H68V259H67ZM67 260H66V262H68ZM131 260H132V259H131ZM195 260H196V259H195ZM228 260H230V258H229ZM239 260H241V259L239 258ZM243 260H244V259H243ZM255 260H257V261H255ZM138 261H139V260H138ZM138 261H137L136 263H138ZM198 261H200V260H199V257H198ZM198 261H197V262H198ZM201 261H202V260H201ZM201 261H200V262H201ZM246 261H247V260H246ZM246 261H244V262H246ZM254 261H255V262H254ZM63 262H65V261H63ZM71 262H72V261H71ZM131 262H134V259H133V261H129V263H131ZM219 262H220V260H219ZM240 262H241V261H240ZM242 262H243V261H242ZM136 263H135V264H136ZM139 263H141V261H140ZM248 263H249V262H248ZM88 264H90V263H88ZM91 264H93V263H91ZM131 264H132V263H131ZM133 264H134V263H133ZM200 264H201V263H200ZM219 264H220V263H219ZM228 264H230V261H229ZM241 264H242V263H241ZM244 264H245V263H244ZM259 264H260V263H259Z\"/></svg>","mask_w":264,"mask_h":264}]
</instances>
